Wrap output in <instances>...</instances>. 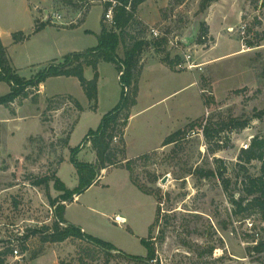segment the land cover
<instances>
[{"label":"rangeland","instance_id":"obj_1","mask_svg":"<svg viewBox=\"0 0 264 264\" xmlns=\"http://www.w3.org/2000/svg\"><path fill=\"white\" fill-rule=\"evenodd\" d=\"M69 1L50 0L39 5L38 21L51 20L47 31L35 37L44 28L33 31L24 46L10 53L21 58L28 51L35 54L32 61L37 62L40 42L52 41L55 53L84 52L97 46L104 0ZM204 21L209 24L210 37L207 43L199 44L200 24ZM144 25L181 40L178 50L171 49L168 43L163 45L157 53L160 60L181 52L191 54L192 62L198 66L193 70L177 67V72L157 68L149 78L145 77L141 100H148L146 90L151 82H157L160 95H169L157 106H170V118L178 117L180 124L188 121L183 127L187 131L178 143L132 158V172L126 168L133 182L153 190L155 201L136 195L128 173L113 169L80 194L69 206L68 217L80 221L88 234L128 254L146 258L148 250L140 235L147 234L159 206V218L146 237L156 248L155 259L149 264H264V246L256 248L258 242H264V223L257 213L249 217L236 215L231 203L232 193L241 188V179L235 177L239 174L235 168L238 155L253 136L264 134V115L256 116L258 111H264L262 0H214L207 7L203 0H168L157 20ZM146 34L150 38L147 31ZM154 50H145L147 58ZM23 61L20 63L26 60ZM48 63L35 64L21 74L28 79ZM102 73L96 108L91 107L96 102L88 98L75 76L50 77L44 82V90L40 85L39 92L31 90L28 97L0 106V252L10 248L12 239L21 252L20 259L13 252L3 255L0 264H148L144 259L126 258L118 251L108 256L100 246L77 237L62 242H44L40 234L31 235L25 242L19 238L23 231L26 234L30 229L52 226L57 205L70 203L62 198L63 192L55 188L54 181L49 187L33 182L55 174L68 158L60 176L70 189L78 187L71 149L90 129L98 127L120 96L116 66L106 63ZM86 75L94 77L92 67H86ZM9 91V83L0 81V97ZM59 93H71L87 109L80 120L75 104L67 95L54 96ZM17 110L33 116L14 119ZM227 118L247 119L249 124L243 129L226 127L211 138L204 135L202 127L209 123L219 127L217 122ZM192 123L195 126L191 128ZM70 135L71 148L65 152L64 143ZM147 147L148 144H132V152ZM81 151L77 156L80 162L90 163L87 161L92 155L96 156L90 141ZM123 164L117 166L124 167ZM248 166L253 174L260 173L259 161ZM200 169H218L223 175L205 177ZM223 179L229 180L228 189ZM119 215L130 219L139 236L132 233L129 223L121 226L114 221Z\"/></svg>","mask_w":264,"mask_h":264},{"label":"trees","instance_id":"obj_2","mask_svg":"<svg viewBox=\"0 0 264 264\" xmlns=\"http://www.w3.org/2000/svg\"><path fill=\"white\" fill-rule=\"evenodd\" d=\"M121 5L114 8L115 25L111 28L105 21V12L111 6V2L104 1V13L101 19V31L98 36V45L84 52H70L61 60H53L48 63L43 69L30 78H24L12 66L6 46L3 44L0 37V81H6L10 85V91L0 97V106L9 105L20 97H28L32 91H38L40 85L48 78L55 76H75L92 102L97 101L98 84L100 79L99 64L101 62L113 63L117 66L120 74V83L122 85L121 98L118 104L105 113L96 129H90L84 136L82 142L71 149V162L76 167L79 185L75 189H70L64 181L58 177L57 172L36 179L33 183L36 186L49 187L50 182L54 181V186L57 190L63 192L62 198L65 201L72 202L75 195H79L90 186H92L100 177L101 171L110 166H117L124 163V167L132 172V159L125 160L126 155V139L125 133L129 125L131 112L137 104L140 77L143 70L142 56L147 48L154 47L158 52H161V47L167 43L165 37L148 38L146 31L149 34V29L137 17V12L140 6L148 0H119ZM214 0H203L204 7L209 6ZM70 4L73 2L70 0ZM131 3V10H127L126 6ZM264 4V0H262ZM51 24V20L39 22L36 21L34 32H38ZM133 30V32H132ZM31 34H26L23 31L13 34L16 43L28 39ZM210 37V27L207 22L200 24L197 43L204 44L208 42ZM253 46V45H251ZM123 47V54L120 53V48ZM171 69L176 70L177 64L180 62V56L172 58L167 54L161 59ZM86 67H92L94 77L88 79L85 76ZM32 90V91H31ZM240 90H235L239 92ZM60 96V95H55ZM67 98L75 104L79 111L85 110L84 106L73 95H67ZM35 101L37 98H34ZM91 107H97V102ZM264 111H258L256 116L263 117ZM219 127H214L213 124H207L203 129V133L207 138H211L215 133H220L226 127H238L239 129L246 128L249 124L247 119L230 118L217 122ZM195 124H190L194 127ZM187 128H181L171 133L163 142V146L178 143L183 133ZM117 140V141H115ZM91 142L93 149L97 154V164L80 162L77 159L82 147L87 142ZM68 140L66 141V144ZM254 160L261 163L260 173L253 174L249 169V164ZM125 161V162H124ZM238 168L239 174H236L237 180L241 179V188L231 195V203L233 211L236 215L245 214L248 217L253 213H257L262 223H264V134L255 135L251 138L248 148H242L238 155V162L235 168ZM202 176L223 175L218 169L204 170L200 169ZM241 177V178H240ZM225 188L228 189L229 180L223 179ZM134 183L143 192L153 195V190ZM66 205L59 204L56 207V219L52 226H43L41 228L30 229L21 237L22 242H25L31 235L40 234L44 242H62L71 237H77L88 240L95 245L103 248L108 256H112L114 251H118L121 255L129 259H144L149 264L150 260L155 259L156 248L154 243L149 239L142 238V243L146 246L148 253L146 258L133 256L125 251L118 249L114 244L107 242L99 237L93 236L83 231V229L71 222L65 217ZM159 218V206L157 208L156 218L150 226V232L155 222ZM264 246V242H258L257 246ZM26 249V247H23ZM13 250L7 248L0 252V258Z\"/></svg>","mask_w":264,"mask_h":264},{"label":"crops","instance_id":"obj_3","mask_svg":"<svg viewBox=\"0 0 264 264\" xmlns=\"http://www.w3.org/2000/svg\"><path fill=\"white\" fill-rule=\"evenodd\" d=\"M167 1L168 0H160V1L159 0H148V1H146L145 3H143L140 6V8L137 12L138 19L141 20L144 24H147L150 26L151 24H153L157 20L159 14H160V9L167 4ZM49 2H50V0H0V37H1L3 44L7 48L8 55H9V58L11 60L12 66L17 70V72L21 76H24L23 74H21L22 72L30 69L35 64L47 63V62H51L52 60H59V58L62 59L65 55L68 54V53H64V52L55 53V50H53V47H55V46H53L52 41H47L45 43H41V42L39 43V47H38L39 51L36 55V60H38L37 62L32 61L35 54L32 55L28 51H26L25 55L21 57L22 59L16 55L13 56L10 53L11 49L14 50V49H17L19 47H22L33 36L35 37L37 35L44 34L47 31L48 27L47 28L45 27L43 29V31H40V32L34 34L29 39L24 40L22 42H18V43H16L14 41V37H13V34L15 32H19V31H23L26 34L32 33L35 29L36 21L38 20L37 8L42 3H49ZM86 18H87V16L81 21V22H83V24L86 22ZM77 25L78 24H76L75 26H77ZM150 48L154 49V47H152V46H150ZM42 53H45L46 55L42 56L41 55ZM145 54L146 53H143L142 62H141L143 64V70H142L141 77H140V90H139L138 101H137V104L132 109L129 125H128V127L126 129V133H125L126 149H127L126 155H125V160L132 159L134 157L140 156L141 154H147V153H150L153 151L160 150L162 147H164L163 142L166 139V137L169 136L171 133L177 131L178 129L183 128L186 125V123L188 122V121L187 122L185 121V122L180 124V120L178 117L170 118V115H169L170 106H165V107H161V108H159L157 106L162 101L167 99L169 97V95H165V96L160 95L159 92L161 91V88H160L159 84L155 81L151 82L150 83L151 86L149 85V87L146 90L149 93V95H148L149 98H147L148 100L146 102H143V103L141 102L142 97H143V93L145 91V77L146 76H147V78H149L148 77L149 74L151 72H153L154 70H156L157 68H160V67H163L164 69L172 71V72L179 71V70L175 71V70L171 69L165 62L160 60L157 57L158 55H157L156 51L149 58H147V56ZM23 60H26L25 63L24 64L20 63V62H24ZM33 62H35V63H33ZM106 63H108V62H101L99 64V72H100L99 82L103 78L102 68L104 67V65H106ZM113 65L116 66L115 64H113ZM116 69H118L117 66H116ZM118 74H119V71H118ZM85 76L87 77L86 69H85ZM87 78L90 79L89 77H87ZM118 79H120V74L118 75ZM41 85H43V90H44L45 83H43ZM177 91L172 92L171 94H174ZM121 92H122V85L120 88V96L116 100L114 107L120 101ZM152 92H153V96L150 97V94H152ZM40 94H41V92H40ZM60 94L72 95L71 93H59L56 95H60ZM86 112H87V109L80 111L79 120L81 119L82 114H84ZM142 113L143 114L148 113V114L146 116L142 117L141 116V115H143ZM32 116L33 115H29V113H26V111L21 113L20 110H17V115L14 117V119L27 120V119H31ZM12 120H13V118H12ZM191 120H193V119H191ZM73 131H74V129H73ZM72 133H71V135H72ZM71 135L68 139V143L66 144V141L64 143L65 144V147H64L65 152L69 148H71V146H70ZM132 141H135L136 143H132ZM132 144H136V146H139V144H141L142 146H143V144H148L149 147H147V149H141V150L133 153L132 152ZM138 148H140V147H138ZM81 152L82 151H80L79 154H81ZM95 153H96V151H95ZM135 154H139V155H135ZM68 160L69 159L66 158L65 161H62L59 168H58L57 175H59V177L61 179H62V177L60 176V172H61L63 166L68 162ZM87 162L96 164L97 163V154L94 157L92 155L91 160H88ZM113 169L126 171L128 173V179H129L132 187L134 188V193L136 195H138L139 197H144V196L151 197L152 201H153V199H154L153 195L147 194V193L143 192L141 189H139V187L131 180V176H130L129 171L123 166H110L106 169H103L101 172V175L98 179L101 180V178H103L106 174L109 173V171H111ZM76 172H77V170H76ZM78 180L79 179L77 177L76 182ZM64 183H65V181H64ZM76 187L77 186L75 185L73 188H76ZM73 188H71V189H73ZM79 197H80V194L75 195L74 200L72 202H70L69 204H67L65 217L69 222L80 226L84 231V225H82L80 223V221H75V220H72L68 217L69 206H71L74 203V201ZM154 201H155V199H154ZM121 216L126 218V221H127L126 223H129V228L132 230V233L135 235L137 234V236H139V234L134 231V226L132 225L130 219H128V217H126L124 215H121ZM154 219H155V217L152 219L151 223L148 225V228L146 229L147 234L144 236L140 235L141 236L140 238H146L148 236L149 231H150V226L153 223ZM121 226H123V225H121ZM84 232H86V231H84ZM116 247L118 249H121L118 246H116Z\"/></svg>","mask_w":264,"mask_h":264},{"label":"built area","instance_id":"obj_4","mask_svg":"<svg viewBox=\"0 0 264 264\" xmlns=\"http://www.w3.org/2000/svg\"><path fill=\"white\" fill-rule=\"evenodd\" d=\"M111 2V6L107 9V11L105 12V21L107 23H109L111 26L115 25V21H114V8L118 5H121V1L119 0H104ZM127 10H131V3H129L126 6ZM149 35L150 38H161V37H165L167 39V43L170 45L171 49H179V47L181 46V40L179 39V37L176 38H172L169 37L168 34H166V32L161 31L160 29H158L157 27H152L149 29ZM180 56L181 61L177 64V69L179 70H193L196 67H198L196 64H194V62H192V56L191 54H182L181 52H177L175 54V56ZM40 91V89L38 90V92ZM117 141V140H115ZM249 144H246L244 146V148H248ZM114 221L120 225H124L126 224V218L122 217L121 215H119L117 218L114 219ZM24 231L20 234L19 238L24 237ZM10 248L13 250V255L16 256V258L20 259L21 256V252L18 249V243L15 242L14 239L11 240V244H10Z\"/></svg>","mask_w":264,"mask_h":264},{"label":"water","instance_id":"obj_5","mask_svg":"<svg viewBox=\"0 0 264 264\" xmlns=\"http://www.w3.org/2000/svg\"><path fill=\"white\" fill-rule=\"evenodd\" d=\"M165 181H166V178L163 179V182H165Z\"/></svg>","mask_w":264,"mask_h":264}]
</instances>
